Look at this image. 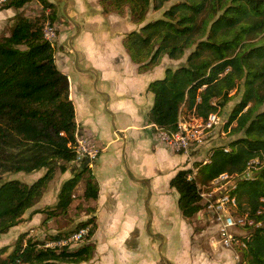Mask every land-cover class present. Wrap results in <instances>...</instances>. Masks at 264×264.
I'll return each instance as SVG.
<instances>
[{
  "label": "trees",
  "instance_id": "obj_1",
  "mask_svg": "<svg viewBox=\"0 0 264 264\" xmlns=\"http://www.w3.org/2000/svg\"><path fill=\"white\" fill-rule=\"evenodd\" d=\"M30 1L34 0H7L0 8H21ZM35 1L43 8H52L48 22L56 23L54 3ZM121 1L115 0L119 14L123 11L119 9ZM131 1L140 4V8L132 9V18L142 23L150 0ZM165 1L158 0L155 8H161ZM105 3L106 13L109 10ZM43 16L17 15L10 35L0 38V173L47 168L31 184L0 179V235L21 223L24 213L41 198L53 178L54 164L59 163L65 172L67 165L60 161L69 163L78 157L69 78L55 62L54 44L46 38L44 24L39 22ZM123 44L140 72L159 64L162 55L179 58L196 44L188 65L167 68L163 78L149 83L148 89L154 94L149 120L167 131L176 129L178 113L184 106L195 108L205 118L211 112L219 113L213 99L221 98L225 103L232 97L230 91L244 80L242 99L228 122L237 120L234 130L244 129L245 137L232 141L229 151H224V145L214 147L210 162H201L197 172L208 182L225 172L241 178L248 169L254 171L252 177L239 179L231 193L238 198L237 214L247 213L254 221L247 226L250 240L243 249L249 256L246 260L248 264H264V109L259 110L264 105V0H186L166 10L163 18L127 33ZM87 171L83 196L94 200L99 183L88 162L78 174ZM192 171L180 169L170 180L179 192L178 204L186 218L197 214L203 205L197 180L188 178ZM78 174L65 180L60 188L56 206L63 214L75 196ZM83 225H89L90 231L77 248L47 247L27 237L28 232L21 233L9 258L0 264H73L90 260L95 254L91 237L97 228L96 217L91 216ZM67 232L56 233L53 239ZM6 250V246L0 249Z\"/></svg>",
  "mask_w": 264,
  "mask_h": 264
},
{
  "label": "crops",
  "instance_id": "obj_2",
  "mask_svg": "<svg viewBox=\"0 0 264 264\" xmlns=\"http://www.w3.org/2000/svg\"><path fill=\"white\" fill-rule=\"evenodd\" d=\"M66 1L68 9L86 7L85 0ZM65 7L62 13L67 19ZM40 8L35 0L21 8H0V38L10 35L18 13L29 17ZM104 15L69 18L76 28L65 24L60 40H68L55 49V62L69 78L77 139L90 141L98 151L97 157L85 160L99 183L98 197L92 200L97 222L91 237L95 254L73 264H237L235 250L212 235L213 225L218 230L210 215L186 218L178 204L179 192L170 185L185 168L186 154L161 143L148 117L154 103L148 86L165 76L164 61L140 72L123 44L136 27L131 17L116 12ZM107 17L120 24V30H111ZM66 171L64 178L72 176V170ZM41 174L42 170L37 171L35 178ZM26 215L27 219L0 235V245L13 242L20 232L31 236L43 220L40 212L29 215L26 211L23 218Z\"/></svg>",
  "mask_w": 264,
  "mask_h": 264
},
{
  "label": "rangeland",
  "instance_id": "obj_3",
  "mask_svg": "<svg viewBox=\"0 0 264 264\" xmlns=\"http://www.w3.org/2000/svg\"><path fill=\"white\" fill-rule=\"evenodd\" d=\"M157 1L158 0H150V4H149L148 10L146 12V16H145L142 23H135L134 22L135 18H132V9L133 8L135 9L137 6H138V8H140L141 7V6H139L140 4L136 3L135 1H131V0H122L121 3L119 2V4H120L119 9L121 8V10H123L121 12V15L128 13L129 17H131V21L136 25V27H134L133 30H138L140 28V26L147 23L148 21H153V20H156L159 18H163L166 10H168L173 5L178 4L180 2H183V1H186V0H168V1H165L164 4L162 5V7L159 9H156L154 6V4L157 3ZM228 1H230V0H228ZM84 2H85L84 4H86V7H81V10H80L79 6H78V8H75L73 10L72 8L68 9L69 6H68L66 0L55 1L54 6L56 7V13L58 16V20L56 21V23H52V24H50L48 22L49 19L47 17L48 14L51 12L52 8L51 7L43 8L42 4L40 3L42 8H40L41 10L37 11L36 14H34V15H38V14L41 15V13H44L45 17L44 16L41 17L39 19V22L44 24V29L46 28V26L53 27V29L55 31L54 33L56 34V35L54 34V37H52V40H51L54 44V49L57 50L58 45L60 43L66 44L64 42H66L68 40V39H66V41L65 40L63 41L62 39L60 40V34L62 33V30H66L65 24L67 26L71 25V27H73V29L76 28L75 23L71 24L70 19H73V21H75V19H77V18L83 19L81 14H90V13L93 14V13L101 12L104 15L105 7H104L103 3H105V2L103 0H85ZM4 3L0 2V5L4 4ZM63 4L66 5V7H65L66 13L68 14L67 19H66L65 15L62 13ZM105 4H106V7L108 8V9L106 8L107 11L109 10V12L105 13L106 16H108L107 13L116 12L117 8L115 6V0L112 2L107 1ZM71 7H73V6H71ZM75 10H76V13L77 12L81 13L80 16L75 13ZM110 10H112V11H110ZM116 13H118V12H116ZM18 15L24 16L23 12L18 13ZM37 18H38V16H37ZM14 19L16 20L17 17L15 16ZM105 19H106L105 21H107L106 25L111 23V25H109L111 30H114V29L120 30V28H121L120 24L111 22V19L109 17H107ZM214 19L215 18H213L212 20H214ZM59 20H60V22H59ZM89 24L93 27L95 25H97V24L92 25L91 23H89ZM49 30H50V28H49ZM207 36H208V32L205 34V37L203 39H206ZM195 47H196V44L193 45L192 47L186 49L184 54L179 58H170L167 54H164V55H162L160 62L164 61L165 67H166L165 70L167 68H171V69L175 70V69H178L179 67L186 66V65H188V57L195 50ZM204 50H206V48H204ZM204 52H207V51H204ZM58 65H59V67H61L60 59H58ZM75 68L76 67L74 66V69ZM74 83L76 84L77 89H79V86L76 83V81ZM239 84L240 85L238 87H235L230 91V95H232V97L228 101H226L225 103H223V100L221 98H217L216 100L213 99V102H216V104H217V110H219V109L221 110L219 112L220 116H223V118H225V121L227 120V122H225V123L222 122L219 124L220 127L218 129L217 136L215 139L207 141V142H203L199 147H196L197 148L196 150H192V151L183 153V154H186L185 155L186 163H185V168H183V169H186V167L188 168L187 164H189V162H190L193 165V167L196 168L197 171H199V169L201 167L199 164L201 162H203L204 159H206L207 155H209L211 152H213L214 147H218L220 145L221 146L227 145L230 148H232L231 144H230L232 141H235L239 138L245 137L244 129L238 130V131L234 130V128L237 126V120H232L231 122H228V121H230V117L233 114L234 108L240 103V101L242 99V95H243V91H244V80L241 79ZM153 101H154V98H153ZM182 105H181V107H182ZM74 107H75V104H74ZM183 109L185 111H191L193 109L195 110V108L189 109L186 106H184ZM262 109H264V105H262L259 110H262ZM148 117H150V111H149ZM226 123H228V124H226ZM78 154L80 156H78L75 160H73L69 163L64 162V161H60V163L66 164L68 172L70 169V170H72L73 174L80 173V170L83 167V163H85L86 162L85 160L87 159V156H81L80 152ZM97 156H98V154L95 157H97ZM195 157L197 159L193 160ZM180 159H182V157H180ZM253 161H257V159L252 160L250 163L253 164L254 163ZM54 165H56V167H54L53 178L47 183V186L45 187V190H44L41 198L35 203V205L33 207H31L27 210V211H29V215H32L34 213L33 212L34 210H40L41 211L40 213H43V216H42L43 220L38 227L39 229L35 228L34 232L31 235V237L33 239H37V241H39V243L41 245H44L48 239H53V237H54V235H56V233L58 234V233L65 232V231H68L67 233H70L71 231L77 230L78 228L82 227V226H80V224L82 222L87 221L91 216H95L94 213L96 212V207L92 203V199H85L83 196V192L85 189V180L87 177H89L88 171L85 173L78 174V175H80L79 183L77 184V186L74 190L75 196H73L72 203L67 208V212L63 214V211H61L59 208H57L56 203L58 202V194H59L60 188H61L63 182L65 180H67L68 178H64V177H67L66 176L67 171L62 172L59 168V166H60L59 163L54 164ZM89 166L91 167V164H89ZM74 167H76V169H74ZM40 170H42V174L39 177H41L44 173L47 172V168H42ZM248 172H249V174L247 177H252L254 175L253 170L248 169ZM36 173H37V171H33L30 173H27L24 171H19V172L7 171V172L0 173V175H1L0 179L2 182L7 181V180H11V179H19V180H21L27 184H31L39 178V177L35 178ZM73 174H72V176H73ZM72 176H70V177H72ZM244 177L245 176H241V178H244ZM194 178L197 180V182L199 184L198 186H199L200 191L202 193L203 192L206 193V198L202 197V200H201V202L204 203V201L210 197L209 194L211 192H213V190H212L213 186L211 185V181L206 182L207 180H204L202 178L200 172H197V174H195ZM241 178L239 175L236 178H232V181L234 183L235 182L237 183V181ZM161 185L164 186L165 184L161 183ZM144 194H146V196L148 194L146 186H144ZM41 200L43 202L39 203V201H41ZM232 210H234V213H237V211L239 209L238 208H232ZM245 214H247V213H245ZM25 217L26 218H22V220H21L22 222L24 219L28 218L27 215ZM207 224H208V226H212L208 222H207ZM211 228L213 229L212 235L214 236V238L219 237V235L217 234L218 231L215 232L216 227L213 225ZM237 232L239 234H245L247 232L250 233V229L245 228V227L244 228L239 227ZM21 233H24V232H20V234ZM16 239L13 240V242H10L8 244L3 243V241H2V243L0 245V249L2 247L6 246L7 250L4 252L0 251V262L3 259L7 260L9 258V256L13 252ZM85 241L83 240V241L79 242V244L75 245L74 248H77L79 245H82ZM3 245H5V246H3ZM243 249L244 248L241 249V251H240L241 253L239 252V257H240V260H242V262H247L246 258H248L249 256H248V254L245 255L243 253ZM246 249L247 248H245V250Z\"/></svg>",
  "mask_w": 264,
  "mask_h": 264
},
{
  "label": "built area",
  "instance_id": "obj_4",
  "mask_svg": "<svg viewBox=\"0 0 264 264\" xmlns=\"http://www.w3.org/2000/svg\"><path fill=\"white\" fill-rule=\"evenodd\" d=\"M7 0H0L4 3ZM50 28V30H49ZM53 27L46 26L44 33L46 38L52 40L54 37ZM56 35V34H55ZM225 121L223 116H220L218 112H211L205 118L198 115L195 110L185 111L183 108L178 113V119L176 129L174 131H167L152 124L157 137L160 142L171 147L178 153H186L192 149H196L203 142L213 140L217 136L219 124ZM77 152L81 153V156H87L90 159L94 158L98 151L94 146L83 139L78 141L77 139ZM224 151H229L230 147L225 145ZM213 152L207 155L203 163L210 162V157ZM78 156H80L78 154ZM254 162V161H253ZM193 171L188 174L190 180L194 179L197 169L191 167ZM248 171L244 174L247 177ZM236 174H229L227 172L221 173L218 177L211 180L213 192L209 194L208 199H204L203 206L199 210L198 214L206 217L210 215L213 222L217 225L219 240L224 247L235 249L234 259L237 264H248V262H242L239 257V252L242 248H247V241L250 240V233L239 234L237 231L239 227L247 228L249 225H253V219L249 218L247 214L234 213L232 208H238L239 202L237 195L233 192L237 186L232 181V178H236ZM201 196L206 198V193L201 192ZM236 212V211H235ZM89 225L82 226L77 230L71 231L66 236H61L58 239H48L44 244L47 247H62L68 246L73 248L78 245L79 242L83 241L89 234ZM240 247V248H239ZM241 253V252H240Z\"/></svg>",
  "mask_w": 264,
  "mask_h": 264
}]
</instances>
